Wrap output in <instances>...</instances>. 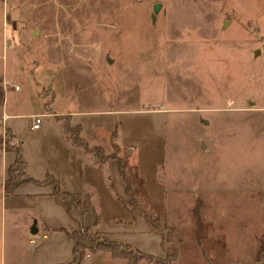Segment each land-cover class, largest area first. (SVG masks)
<instances>
[{
  "label": "rangeland",
  "instance_id": "obj_1",
  "mask_svg": "<svg viewBox=\"0 0 264 264\" xmlns=\"http://www.w3.org/2000/svg\"><path fill=\"white\" fill-rule=\"evenodd\" d=\"M53 81L57 111L80 113L88 141L103 145L89 146L91 158L123 167L125 204L134 199L126 223L146 215L162 233L159 258L155 237L113 220L111 232L155 259L121 255L99 217L93 231L112 244L81 264H264V0H0V115L43 111ZM32 122L0 118V183L11 127L9 148L20 143L38 174L47 148ZM86 192L96 208L99 193ZM2 201L0 188V264L27 261L21 236L37 211Z\"/></svg>",
  "mask_w": 264,
  "mask_h": 264
},
{
  "label": "crops",
  "instance_id": "obj_2",
  "mask_svg": "<svg viewBox=\"0 0 264 264\" xmlns=\"http://www.w3.org/2000/svg\"><path fill=\"white\" fill-rule=\"evenodd\" d=\"M37 86L40 96L41 87L40 85ZM50 89V94L40 97L43 111L37 113L32 112L25 115L33 121L29 127V131L36 133L34 137L38 140V146L47 148L41 149V161L37 167L38 174L35 175L36 177L33 175V178L42 182L43 180H46L47 176H51L59 181L62 191L73 194L77 193L84 195L89 189H92L93 191L97 190L99 193L96 205L97 213L101 220H105L99 227L102 237L120 245H127L135 251H140L139 249H135L132 245L134 241L123 239L121 234H116L110 231L119 228L116 227L117 223L112 222L113 220L123 219V221L125 220L121 223L123 224V229L129 230L130 233L134 234L135 232L132 230L136 229L137 226H140L142 232L145 233L148 239L150 237H155L159 245L157 251L159 253L156 257L162 258L164 254L162 250V237L154 232L145 220L136 215L133 221L134 223H126V218H128L127 209L121 201L119 202L115 197L116 195L125 203L127 201L126 199H128L126 185L122 181L121 176H119V167H117L115 163L116 160L111 161L110 165L106 164V161H95L96 158H91V151H89V149L85 150L82 146L74 142L76 136L73 135V133L71 134V132L73 129L80 128L81 131L78 135L83 131V135L81 134L80 138L85 146H88V148L97 146L103 147L99 141H88V132L84 131V127L77 120L80 113L57 111L56 97L58 96V91H56L54 81L51 83V87H49L48 90ZM48 103L50 104L49 106ZM81 114L91 117V114L93 113L87 111L81 112ZM40 115H43L41 126L38 130H33V117ZM9 116L16 118L25 117L24 115L17 114ZM9 116L7 114L4 115L2 111L0 118L4 123ZM67 121L69 122V124L67 123L68 126L65 125L66 123L64 124V122ZM104 129H106L104 126H98L96 130H99L100 132ZM106 130H108V128ZM109 131L110 130H108V134ZM9 132H12L16 137L19 135L12 127L9 129ZM59 146L61 147V150ZM60 151L65 155V158L70 161V164L66 160L60 161L63 158L62 155L60 157ZM10 155L11 165L14 161L15 154L10 152ZM27 163L28 168H30L29 162ZM10 165L7 166L6 169H8ZM107 168L109 171H106ZM108 177H111L112 191L108 189ZM2 179L0 188L3 199L2 202L6 209L8 208L11 211H18L19 209L24 210L33 208L37 211V218L30 217L28 227L26 230H23L24 232L21 236L25 241L23 252L27 257V261L15 259L12 264H39V261H35V256H43L45 253L52 255L54 264H70L73 261L72 250L75 246V241L71 239L69 235L79 232L81 225L68 214L66 202L53 195L52 185L39 186L27 183V185H22L17 188L11 196H7L4 193V183L6 179L4 176ZM27 190H30L31 193H27ZM35 214L33 216H35ZM95 220L96 216L92 212L84 216L82 223L84 224L85 229L95 228ZM111 224L114 226H108ZM106 227L109 231L105 232ZM40 231L43 233L42 240H44V242L35 246L32 254L26 252V248L29 245L36 244L33 237L30 238V236L38 234ZM32 241L34 242L32 243Z\"/></svg>",
  "mask_w": 264,
  "mask_h": 264
},
{
  "label": "trees",
  "instance_id": "obj_3",
  "mask_svg": "<svg viewBox=\"0 0 264 264\" xmlns=\"http://www.w3.org/2000/svg\"><path fill=\"white\" fill-rule=\"evenodd\" d=\"M4 93L1 91L0 92V105H4ZM9 131V130H8ZM81 130L80 128L73 129L72 133H79ZM70 132V131H69ZM8 133V132H7ZM10 136L9 139L5 141V151L7 153H14L15 158L14 161L11 163L10 167L7 170V180L4 183V193L7 196H11L17 188H19L22 185H27L28 184H36L39 186L42 185H52L53 186V195L56 198L63 199L66 202L67 208H68V214L75 219L80 225H81V230L79 232H75L73 234H70L69 237L75 241V246L72 250V255H73V261L70 264H81L84 260L85 257V251L86 250H95L96 248L99 247H104L106 245H111L112 243H105L100 237L98 232L93 231V228L89 229H84L82 228L83 226V218L86 216L88 213L92 212L96 216V221L95 223H99V215L96 212V208L93 205L92 202V194H77V193H69L62 191L60 188L59 181L55 180L51 176H47L46 180H43L42 182L37 181L35 178H32L28 173H27V167L28 164L25 162L23 158V149L20 147V143H18L15 146V149L9 148L10 143L13 140H16V136L12 133L9 132ZM74 142L82 146L85 150L88 149V146H85L83 142H80L79 140L74 139ZM119 176H121L122 181L127 184V178L124 176V170L123 167L120 166L119 168ZM111 181V177H108ZM110 191H112V185L110 186ZM126 191L128 193L129 189L126 188ZM130 192V191H129ZM129 195V194H127ZM116 199L126 207V209H130V206L133 205L134 199L130 198L129 203L125 204L124 201L119 199L115 195ZM92 202V203H91ZM139 215V214H138ZM135 216V215H134ZM143 220L147 222L148 224H151V227H156L154 226L153 222L148 220L149 218L146 215L142 216ZM134 218V217H133ZM130 223V222H129ZM157 233V232H156ZM160 235H162L161 232H159ZM158 233V234H159ZM116 246V249L120 251L121 255L124 253H133L136 256L139 257H146V258H151L153 259V256L146 255L144 253H141L140 251H135L131 247L127 245H120V244H112ZM155 259V258H154ZM156 260H158L156 258Z\"/></svg>",
  "mask_w": 264,
  "mask_h": 264
},
{
  "label": "built area",
  "instance_id": "obj_4",
  "mask_svg": "<svg viewBox=\"0 0 264 264\" xmlns=\"http://www.w3.org/2000/svg\"><path fill=\"white\" fill-rule=\"evenodd\" d=\"M16 90H19V87L16 86ZM34 123L32 125V129L33 130H38L41 126V122H42V118H43V115H40V116H34ZM34 241H32L33 243Z\"/></svg>",
  "mask_w": 264,
  "mask_h": 264
},
{
  "label": "water",
  "instance_id": "obj_5",
  "mask_svg": "<svg viewBox=\"0 0 264 264\" xmlns=\"http://www.w3.org/2000/svg\"><path fill=\"white\" fill-rule=\"evenodd\" d=\"M158 10H159V4H157V5L154 7V11H155V12H158Z\"/></svg>",
  "mask_w": 264,
  "mask_h": 264
}]
</instances>
